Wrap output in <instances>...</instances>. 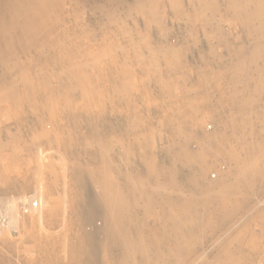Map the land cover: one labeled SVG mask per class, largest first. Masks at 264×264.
<instances>
[{"label":"rangeland","instance_id":"374dc122","mask_svg":"<svg viewBox=\"0 0 264 264\" xmlns=\"http://www.w3.org/2000/svg\"><path fill=\"white\" fill-rule=\"evenodd\" d=\"M229 6L0 0V264H264V172L203 229L177 211L192 171L235 168L173 145L222 131L215 73L264 33Z\"/></svg>","mask_w":264,"mask_h":264},{"label":"bare ground","instance_id":"6f19581e","mask_svg":"<svg viewBox=\"0 0 264 264\" xmlns=\"http://www.w3.org/2000/svg\"><path fill=\"white\" fill-rule=\"evenodd\" d=\"M229 2L233 13L247 21L264 14V0ZM166 50L159 45L151 48L150 61L156 63L159 56L165 54L172 63L174 59L171 52L174 49ZM232 54L237 60L215 73L216 77L228 81L231 86L229 94L219 98V104L226 107L221 116L223 129L230 130L203 133L196 149L180 138H176L173 144L181 148L192 162L218 153L227 154V158L235 162L234 171L228 170L216 180L208 179L204 169H195L190 173L188 193L181 198L177 211L188 214L187 221L198 229L210 223L207 219L210 214L228 212L230 206L239 201L240 184L243 183L249 189L256 176L264 172V136H256L264 134V33H258L250 50L237 49ZM104 164L108 169L107 160ZM171 181L176 183L174 178ZM150 237L153 241L158 238L153 234Z\"/></svg>","mask_w":264,"mask_h":264}]
</instances>
